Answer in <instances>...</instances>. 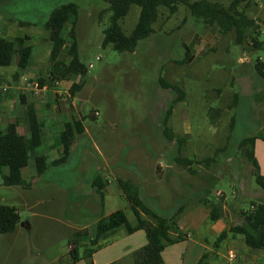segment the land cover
Wrapping results in <instances>:
<instances>
[{"label":"rangeland","instance_id":"obj_1","mask_svg":"<svg viewBox=\"0 0 264 264\" xmlns=\"http://www.w3.org/2000/svg\"><path fill=\"white\" fill-rule=\"evenodd\" d=\"M211 1L224 5L230 2ZM67 3H75L78 10L76 45L86 72L75 78L81 88L74 93L73 103L84 116L87 133L77 138L66 166L62 170L51 167L39 185L23 188L0 184V205L14 207L20 219L15 232L0 234V264L71 262L68 251L74 248L70 246L72 238L82 226H92L95 218L85 207L91 198L78 186L84 176L76 167L85 150L96 160L100 159L98 155H131L130 161L124 160L123 168L132 181L138 182L144 203L164 215L182 205V226V216L191 210L209 220V207L198 200L199 196L219 204L222 216L233 225L241 224L253 202H264V191L256 184L253 167L239 147L241 139L264 134V69L261 75L255 68L257 60L264 66V49L251 50L250 37L243 45L235 44L234 32L220 34L216 26L193 18L180 4L171 16L166 8L159 7L152 34L140 40L133 52H118L102 46L103 30L111 16L108 4L102 0H0V36L8 40L28 37L26 44L33 48L26 71L36 59L39 66L49 70L51 44L44 23L53 9ZM241 6L260 27L257 38L264 41V0H243ZM139 12V6L132 5L119 20L125 34L131 33ZM255 30L249 29L252 36ZM67 32L66 27L62 36L68 46ZM185 45L190 50L188 59L184 56ZM61 59L68 62L66 49ZM184 59L186 63L182 64ZM18 71L16 66L0 67L6 79L0 82L10 87L13 83L9 75ZM159 77L177 86L182 100L175 101V90L160 87ZM165 125L184 137L183 155L194 160L214 156L216 162L209 167L194 164L193 174L176 165L171 157L176 155L177 144L164 137ZM5 126L0 123V130ZM141 157L154 160L155 178L150 177L148 169L138 168ZM118 209L135 224L128 202L108 189L104 212ZM27 222L28 227H24L22 224ZM199 233L200 229L195 231L196 236ZM140 234L145 243L136 247L139 237L135 236L124 251L131 246L134 249L128 252L132 254L147 243L146 234ZM217 237L209 239L211 249ZM108 239L104 241L108 246L115 242ZM123 242L104 254L117 256ZM86 245L90 247L88 242ZM228 248L226 241L221 242L218 257L210 263L240 264L237 258L229 259ZM123 264H133L130 255L123 258Z\"/></svg>","mask_w":264,"mask_h":264},{"label":"trees","instance_id":"obj_2","mask_svg":"<svg viewBox=\"0 0 264 264\" xmlns=\"http://www.w3.org/2000/svg\"><path fill=\"white\" fill-rule=\"evenodd\" d=\"M102 1L108 4V9L111 12L109 24L103 30L102 46H110L118 52H133L140 40L152 34V25L159 18V7L166 8L168 16H171L177 11L180 4L188 9L193 18L200 20L205 25L216 26L220 34L226 35L234 32L235 44L243 45L250 37L252 41L251 50L264 49V41L257 38L261 29L255 20L247 15L245 7L241 6L243 0H230L227 5L211 0ZM132 5L139 6L140 12L137 23L131 33L127 35L123 32L119 20L128 14ZM77 15L76 4L67 3L53 9L48 20L44 23V29L48 32L51 44L49 53V61L52 65L51 75H57L56 73H58L60 78H68L83 75L86 72V67L80 62L77 52L75 37ZM66 27L68 28L67 35L70 40L68 46L66 45L67 39L62 36V32ZM255 28V35L252 36L249 29ZM27 40V37H16L14 40H8L0 36V67L16 66L19 71L14 72L13 79L15 81L18 80L21 72L27 68L33 53L32 46L26 44ZM184 47L186 50L184 56L188 59L190 57L189 49L186 45ZM65 49L68 62L61 59ZM181 63H186V60L184 59ZM255 68L261 75L263 74L264 66L262 62L257 60ZM39 83L42 84V80H39ZM159 83L164 88L175 90V101L182 100V92L177 86L165 82L161 77H159ZM80 88L81 83H73L70 87L71 94L74 95ZM24 121L27 127L26 135H20L13 123L7 125L4 130H0V175L3 186L29 187L30 183L23 180L21 172L30 161H33L38 176L44 173L49 166H59L66 163L70 155L73 135L84 132L80 121L65 123L60 134L62 154L57 159H48L44 155H35V149L41 144L42 123L38 120L33 104L25 106ZM162 132L166 140L174 141L177 144L176 155L173 156L172 161L176 165L187 169L191 174L194 173L192 169L194 164H203L205 167H209L211 163L216 162L214 156L205 157L201 160L184 156L182 154L184 137L176 135L166 125L163 126ZM256 139L264 140V134L241 139L239 147L242 148L243 157L253 167L256 184L264 191V178L260 174L259 165L253 153ZM2 169H6L7 172L2 174ZM117 183L135 216V224L129 222L126 213L121 209L115 210L107 216H101L95 223L91 233L83 231L74 235L75 238L80 237L82 241H87L90 247L82 252L77 248L69 250L68 255L71 262L68 264H77L81 260H84L85 264H91L89 259L93 251L98 248L100 238L108 231L121 226L125 227L128 233L142 229L146 234L147 243L132 253L133 264H164L161 256L164 248L183 240L185 234L178 226L182 205L170 215L158 213L144 203L138 184L132 180L122 178H118ZM92 186L102 207L105 188L103 178L97 175L92 181ZM198 200L209 207L210 222L221 218L222 209L219 204L211 202L205 196H199ZM251 207L243 214L241 224L233 225L227 231H223L218 235L215 246L225 239L227 233H230L234 236H241L248 248L255 250L264 248V202H253ZM19 221V215L14 207L0 205V234L15 232ZM208 257V253H204L196 264H206Z\"/></svg>","mask_w":264,"mask_h":264},{"label":"crops","instance_id":"obj_3","mask_svg":"<svg viewBox=\"0 0 264 264\" xmlns=\"http://www.w3.org/2000/svg\"><path fill=\"white\" fill-rule=\"evenodd\" d=\"M31 59L32 56L27 68L30 66ZM33 63L30 70L26 71V68L21 72L17 81L13 79L14 72L10 73L9 76H12L11 78L13 84L10 85L6 95H4L5 93L0 92V123H4L6 126L13 123L20 135H26L27 127L24 121V108L27 104H33L38 120L42 123L41 144L35 149V155H44L48 159H57L62 154L60 134L65 123L80 121L84 128L83 133H75L73 135V142L70 151L73 150L77 142V138L87 133V130L83 124L84 116H82L78 107L73 103L74 95L70 92V87L72 84L77 83L75 82V78L77 76L61 79H58V77L54 78L57 75L50 74L52 65L49 59L47 62L49 70L46 68L44 70L42 66H39L41 63L38 59H36V62ZM39 68L42 70H39ZM3 75L4 73H0V79L4 81L6 79L3 77ZM25 79H27L28 83L24 81ZM39 80H42V84L40 85L43 87V90L38 95H36L29 82H39ZM0 83L4 84L5 82ZM18 104L20 105L18 106ZM84 152L85 153L83 155H79L76 167L77 172L84 176H80L82 181L78 182V186H80L79 189H84L86 195L91 198L92 201L90 204H86L85 207H88L87 209L92 210L95 218L92 226H82L78 229V231H88V228L91 227V230L88 231V233H91L95 223L101 216H107L114 212H104V202L103 206L101 207L92 186L93 179L97 175H100L103 178L105 182L104 199L105 191L108 189H112L118 196L125 199L120 187L118 186L117 179L122 178L132 180L131 174L123 168L125 165L124 160L130 161L131 155H98L100 159L96 160L94 155H88L87 150ZM253 153L259 165L260 174L264 178V140H255ZM69 158L70 155L68 160ZM172 158L173 156L171 157V161ZM68 160L66 163L59 166H49L45 172L39 176L36 174L34 163L33 165H27L22 169V178L26 183H30V188L37 186L43 181L46 173L51 167L61 168L62 170V168H64L68 163ZM141 160L142 163H137L138 168L143 167L144 169H148L150 177H154L156 173L153 164L154 160H152L151 157H141ZM157 163L159 167L163 166V162L159 161ZM167 167H169V165ZM6 172V169H2V174H5ZM169 174L170 173L167 171L165 175L168 176ZM158 180L161 182L162 179L158 178ZM164 181L168 180L164 179ZM135 183L138 184V182ZM182 217L184 226L180 225L179 220L178 226L185 236L183 237L182 241L164 248V250L161 252L164 264H196L204 253H208L209 255L208 259L206 260V264H211L210 262H212L213 258L218 257L219 244L223 241H226L229 245L228 254L230 251H232L234 253L233 258H237L240 264H264V248L257 250L248 248L244 244L242 237L240 238L239 236H234L230 233H227L225 239L219 242L218 245L213 249H211V245L208 242L209 239L214 236H218L220 233L227 231L231 226H233L231 220L228 219L227 216L223 215L218 220L208 223L209 220L207 219V216L205 217L204 214L202 216L197 215V212L191 210V212L186 213L185 216ZM22 225L24 227H28V222L23 223ZM199 229L200 233L196 236L195 231ZM140 232H144V230L140 229L132 233H128L126 228L122 226L108 231L98 241V248H96V250L91 254L89 262L91 264H123V258H126L127 255H130L131 259L133 260L132 254H130L128 251L134 248L130 246L129 250L124 251V247L129 245L128 242L135 236L139 237L136 247H138V245H143L145 241L144 237L141 235L142 233L140 234ZM108 238L115 239V242H112L109 246L106 245L104 241L107 240L108 242ZM83 241L80 237H73L70 246L72 244L74 245V248L77 249H79L80 246L79 251L82 252L84 249L89 247L86 245L87 241H84V243ZM122 242L125 243V245L119 249L120 253L117 256L111 257L110 253L104 254V252ZM77 264H85V261L81 260Z\"/></svg>","mask_w":264,"mask_h":264},{"label":"built area","instance_id":"obj_4","mask_svg":"<svg viewBox=\"0 0 264 264\" xmlns=\"http://www.w3.org/2000/svg\"><path fill=\"white\" fill-rule=\"evenodd\" d=\"M24 81L28 83L27 79H25ZM29 84L32 87V90L34 91V93L36 95H38L43 90V87L40 85V83L38 81H31V82H29ZM8 89H9V86L0 83V92L1 93H6L8 91ZM95 115H97L96 112H95ZM228 257L230 260L233 259L234 253L232 251H230L228 254Z\"/></svg>","mask_w":264,"mask_h":264}]
</instances>
